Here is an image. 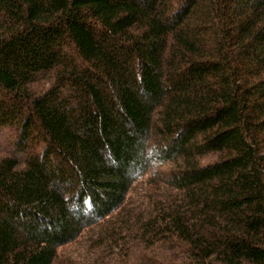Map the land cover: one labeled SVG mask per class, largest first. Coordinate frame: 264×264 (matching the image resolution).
<instances>
[{
	"label": "trees",
	"instance_id": "trees-1",
	"mask_svg": "<svg viewBox=\"0 0 264 264\" xmlns=\"http://www.w3.org/2000/svg\"><path fill=\"white\" fill-rule=\"evenodd\" d=\"M0 264H264V0H0Z\"/></svg>",
	"mask_w": 264,
	"mask_h": 264
},
{
	"label": "rangeland",
	"instance_id": "rangeland-1",
	"mask_svg": "<svg viewBox=\"0 0 264 264\" xmlns=\"http://www.w3.org/2000/svg\"><path fill=\"white\" fill-rule=\"evenodd\" d=\"M14 131L10 128L0 129V157L5 155H11L13 146L11 145Z\"/></svg>",
	"mask_w": 264,
	"mask_h": 264
}]
</instances>
